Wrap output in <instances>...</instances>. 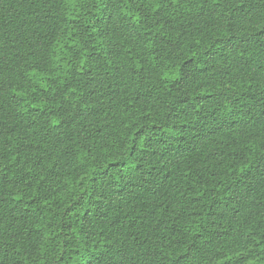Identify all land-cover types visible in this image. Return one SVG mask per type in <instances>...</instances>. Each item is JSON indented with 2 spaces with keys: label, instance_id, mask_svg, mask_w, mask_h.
Instances as JSON below:
<instances>
[{
  "label": "trees",
  "instance_id": "1",
  "mask_svg": "<svg viewBox=\"0 0 264 264\" xmlns=\"http://www.w3.org/2000/svg\"><path fill=\"white\" fill-rule=\"evenodd\" d=\"M0 264H264V0H0Z\"/></svg>",
  "mask_w": 264,
  "mask_h": 264
}]
</instances>
